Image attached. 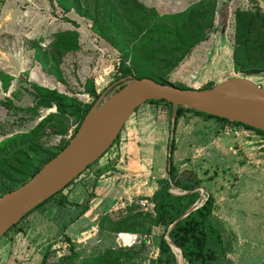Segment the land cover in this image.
Returning a JSON list of instances; mask_svg holds the SVG:
<instances>
[{"label": "rangeland", "instance_id": "rangeland-1", "mask_svg": "<svg viewBox=\"0 0 264 264\" xmlns=\"http://www.w3.org/2000/svg\"><path fill=\"white\" fill-rule=\"evenodd\" d=\"M141 1L152 8L161 3L168 9L174 6V0ZM256 8L264 11V1L223 0L217 8L214 32L171 73L169 82L177 88L181 85L204 89L238 77L231 59L234 14L237 9ZM0 12V73L13 77L7 93L0 88V99H10L14 103L11 111L0 106V141L28 132L47 115L56 112L55 109H41L36 116L30 111L35 107L30 94L31 84L58 89L88 102L82 89L88 81H93L97 92L105 94L103 100L112 96L109 93L118 84L115 80L119 75L120 55L92 31L90 20L75 11L66 14L50 0H0ZM67 30L80 33L81 49L63 58L60 66L63 79L58 81L49 72L48 61L43 55L54 36ZM37 46H40V52ZM249 78L264 88V74ZM93 101L90 97L89 102ZM160 116L155 118L156 123L150 121V130L156 126V134L151 137L155 148L150 145L141 156L148 162L144 173L148 181L129 184L131 191L135 189L133 186L139 187L140 194L127 203H119L117 210L105 214L117 218L129 213L128 209L139 207L141 199L151 200L153 196L149 190L158 191L162 180L169 177L170 146L174 140L173 164L177 176L195 173L201 181L200 191L204 197L207 193L215 198L212 220L222 231L226 259L232 264H264V137L241 126L205 120L193 114L179 120L172 131V120L165 113ZM70 131L66 139H71L68 138ZM43 141L47 146L61 145L57 136L45 137ZM123 143L121 137L113 148L121 150ZM136 149L135 145L134 151ZM109 152L63 192L77 207L48 203L0 241V264H42L48 251V264H72L63 261L70 256V243L66 237L71 239L80 258L99 255L109 248L131 252L123 258V264H151L158 258L163 228H155L147 238L135 234L122 236L99 229L98 222L104 214L97 220L80 218V211L88 201L79 204L69 192L76 187L91 194L99 180L96 172ZM171 191L182 193L174 187ZM133 236H137V241L131 242ZM78 262L79 259L76 264Z\"/></svg>", "mask_w": 264, "mask_h": 264}, {"label": "trees", "instance_id": "trees-1", "mask_svg": "<svg viewBox=\"0 0 264 264\" xmlns=\"http://www.w3.org/2000/svg\"><path fill=\"white\" fill-rule=\"evenodd\" d=\"M50 2L57 4L66 14L75 11L81 17L90 20L92 31L119 53L120 65L117 69L119 75L115 80L118 84L109 93H112V96L131 82L126 80L130 76L172 85L168 79L171 73L214 32L219 4V0H202L183 12L161 14L156 8L147 6L141 0H50ZM234 22L232 60L235 73L241 77L264 74V11L260 8L237 9ZM79 37L80 33L75 30L57 33L53 42L49 44L48 51L43 55L48 61L49 72L58 81L63 79L60 68L63 58L81 49ZM37 48L40 52V46ZM12 81L13 77L0 73V88L3 92L9 91ZM213 86L215 85L211 84L204 89ZM31 88L30 94L33 96L35 107L30 111H34L36 116L41 109H55L56 112L47 115L28 132L17 133L0 141V197L31 180L63 151L71 140L66 139L70 129L74 126L73 137L102 96V93H97L93 81H88L85 85L86 92L94 99L90 104L61 94L56 89L37 84H31ZM178 88L192 87L180 85ZM105 101L107 99L101 104ZM146 104L164 109L172 120L171 103L150 101ZM0 106L9 111L14 109V103L10 99L6 101L0 99ZM188 114L205 120L241 126L264 137V131L183 107L176 111L175 127L179 120ZM48 136L60 137L61 145L47 146L43 139ZM121 136L122 132L112 148L116 146ZM174 146L173 140L170 146L169 177L162 180L160 189L150 200L155 205L154 213L140 211V207L135 206L134 209H128L129 213L117 218L104 214L99 219V229L114 235L135 234L147 238L152 235L155 228H163L164 232L158 245L159 255L151 264H180L178 253L172 245L182 251L184 264H232L225 257L222 231L212 220L216 208L215 198L207 193L202 198L201 181L195 173L177 176V168L173 164ZM111 168L110 166L99 168L96 176L101 177ZM172 187L186 194L175 195L171 191ZM65 190L50 198L25 218L51 202L61 207H77V204L72 203L63 194ZM90 196L94 197V193L92 192ZM200 200L201 206L194 208ZM89 208V203L83 206L80 217ZM191 209L193 211L185 216ZM19 224L9 232L18 230ZM66 240L70 243V256L63 261H71L72 264H76L78 259V264H123V258L131 253L109 248L99 255L80 258L81 255L75 251L71 239L66 237ZM146 242L147 240L143 241V244ZM49 256L48 251L43 257L42 264H48Z\"/></svg>", "mask_w": 264, "mask_h": 264}, {"label": "water", "instance_id": "water-1", "mask_svg": "<svg viewBox=\"0 0 264 264\" xmlns=\"http://www.w3.org/2000/svg\"><path fill=\"white\" fill-rule=\"evenodd\" d=\"M126 80L131 82L103 104L94 106L63 151L31 180L0 197V241L27 215L100 161L111 150L132 115L150 101H166L173 105L172 131L179 107L264 131V88L249 77H234L210 89H181L132 76ZM199 206L201 200L194 208ZM172 248L178 258H182L179 263L184 264L182 251L174 245Z\"/></svg>", "mask_w": 264, "mask_h": 264}, {"label": "crops", "instance_id": "crops-1", "mask_svg": "<svg viewBox=\"0 0 264 264\" xmlns=\"http://www.w3.org/2000/svg\"><path fill=\"white\" fill-rule=\"evenodd\" d=\"M200 1L202 0H174V6H171L172 8L170 7L168 9L163 7L162 3L160 5H154L153 7L161 14H175L185 11L192 4ZM256 1L263 2L264 0ZM222 2L223 0H219V4ZM175 5H177V7H175ZM179 5L181 6L178 7ZM167 10L170 12H166ZM155 107L156 106L154 105L144 104L128 120L122 131L121 137L123 138L124 143L121 150L114 149L116 148L115 146L109 152L110 155L108 154V156L100 163L101 168L106 166L112 168L99 177V180L96 181L98 184L95 186V189H91L90 193L93 192L94 197H91V194H88V192L84 193V191L76 187L69 192L72 196L71 198H74L76 202L81 203L82 201H88L90 204V208L82 217H80L81 219L83 218L86 221L90 219L91 221V219L94 218L97 220L99 215L117 210L116 206L119 203L124 201L127 203L130 199L140 194L139 187L137 188L133 186L132 188L135 189L134 191H131L129 184L140 180L145 184V181H148L147 177H144L146 171L145 165L147 166L148 162L142 159L141 156L144 155L146 148L150 147V145L155 148V145L151 142V137L152 134H156V126L150 130V121H153L154 123L155 118L159 119L161 117L160 113H165L167 116L164 109H158ZM135 145L137 147L136 151H134ZM91 176H94V174H91ZM145 191L146 190H144V192ZM151 191L153 196L155 192L149 190V192Z\"/></svg>", "mask_w": 264, "mask_h": 264}, {"label": "built area", "instance_id": "built-area-1", "mask_svg": "<svg viewBox=\"0 0 264 264\" xmlns=\"http://www.w3.org/2000/svg\"><path fill=\"white\" fill-rule=\"evenodd\" d=\"M84 87V86H83ZM58 92H60L61 94H64V95H68L67 93H65V92H63V91H60V90H58V89H56ZM81 91V90H80ZM82 92H85V95H83V96H85L86 98H88L89 100H90V97H91V95L89 94V93H87L86 92V90H85V87L82 89ZM98 93V92H97ZM98 94H100V93H98ZM68 96H70V97H73V96H71V95H68ZM104 97H105V94L104 95H102L101 96V98L98 100V102L96 103V105L97 104H99V103H101L102 101H103V99H104ZM74 98H77L76 96L74 97ZM78 99V98H77ZM79 101H81L80 99H78ZM89 100H88V102L87 101H81L82 103H85V104H90V102H89ZM72 130H74V127H73V129ZM71 132V131H70ZM72 135H73V131L70 133V136L68 137V138H72ZM61 139V138H60ZM139 209L141 210V211H143V212H146V213H154V207H155V205L152 203V202H150V201H148V200H140L139 201ZM122 236L124 235V234H121ZM134 237V239L131 241V242H133L134 240H136L137 241V236L135 237V236H133Z\"/></svg>", "mask_w": 264, "mask_h": 264}, {"label": "bare ground", "instance_id": "bare-ground-1", "mask_svg": "<svg viewBox=\"0 0 264 264\" xmlns=\"http://www.w3.org/2000/svg\"><path fill=\"white\" fill-rule=\"evenodd\" d=\"M180 255V254H179ZM179 258L181 259V261H182V258H181V256H179Z\"/></svg>", "mask_w": 264, "mask_h": 264}]
</instances>
